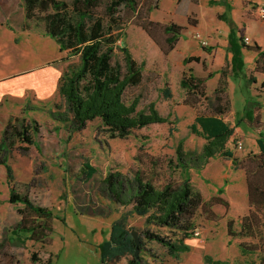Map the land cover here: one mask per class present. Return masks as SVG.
Listing matches in <instances>:
<instances>
[{
    "label": "rangeland",
    "instance_id": "obj_1",
    "mask_svg": "<svg viewBox=\"0 0 264 264\" xmlns=\"http://www.w3.org/2000/svg\"><path fill=\"white\" fill-rule=\"evenodd\" d=\"M215 1L212 5L209 0H198V4L193 0H138L139 13L121 9L124 29L116 44L113 64L125 72L121 50L125 47L143 71L140 84L126 89L124 102L130 105L138 99L139 111H146L154 103L162 116L169 117V122L134 130L126 138H112L100 120L88 122L82 129L71 122L59 94L61 77L69 70V63L62 61L67 54L46 34L42 21L26 18L23 0H0V152L12 168L17 192L52 209L57 217L49 243L29 240L25 247H12L9 241L19 223L18 209L22 206L9 203V184L0 178V264H13L15 259L21 264H32L33 252L41 258L35 264H42L50 256L52 264H101L99 246L110 238L112 225L118 221L129 232H138L142 264H208L209 259L222 264L261 263L263 252L244 254L241 245H264V232L261 240L238 233L242 218L251 208L244 161L248 155L260 152V133L264 138V75L256 71V53L249 49L242 51L244 70L238 77L233 75L230 24L218 19L220 12L230 9V4ZM258 5L250 8L249 16L254 13V18L244 37L253 38L259 21H264L257 14ZM242 9L235 0L229 16L237 23L241 21ZM149 20L157 25L149 26ZM170 23L184 28L171 51L164 31ZM197 33L202 34L207 45L202 44ZM193 56L200 57V62L184 65V60ZM189 68L200 78L212 75L206 83L205 97L181 87L183 74ZM53 74L59 76L51 84L23 91L19 87ZM166 88L171 91V98L164 96ZM216 91L223 95L222 107L228 106L222 117L235 128L225 147L237 159V166L220 154L205 161L202 153L207 141L191 130L197 116L215 113L220 105ZM246 108H255V114H261L259 129L252 127L256 122L245 118ZM23 127L33 144L23 143L17 136L25 131ZM181 142L190 163L187 168L176 161ZM85 164L97 169L91 179L83 171ZM117 173L126 188L137 173L159 189L166 184L179 186L188 179L205 203L194 218L189 237L182 241L183 234L178 230L157 226L149 223L147 216L138 215L128 192L124 194L126 204H118L106 184L107 176H118ZM230 220L234 222L235 236L228 232ZM195 232L200 236H195ZM151 235L181 250L172 253ZM130 258L110 264H129Z\"/></svg>",
    "mask_w": 264,
    "mask_h": 264
},
{
    "label": "trees",
    "instance_id": "obj_2",
    "mask_svg": "<svg viewBox=\"0 0 264 264\" xmlns=\"http://www.w3.org/2000/svg\"><path fill=\"white\" fill-rule=\"evenodd\" d=\"M193 1L197 3L198 0ZM209 1L212 5L216 3L214 0ZM23 3L26 18L42 21L46 34L56 41L61 52L67 54L62 61L69 63V70L61 77L59 94L64 99L71 122L76 127L82 129L88 122L100 120L112 138H126L134 130L169 122V117L162 116L154 103H150L146 111H139L138 99L130 105L124 102L126 89L139 85L143 77L142 67L133 58L129 49L125 47L121 49L124 53V73L120 66L113 64L116 44L121 39L124 29L120 11L125 8L133 14L139 13L138 0H23ZM218 18L230 24L228 39L229 51L232 53L230 66L233 75L238 77L244 70L243 49L257 53L255 69L264 75V49L256 43L253 46L247 45L244 41V28L235 27L226 14L219 15ZM188 22L191 21L188 19ZM148 25L156 26L157 23L149 20ZM183 29L176 23L164 26L169 51L173 50L179 42ZM146 32L150 35L148 29ZM192 61L200 62V57H188L184 60V65L187 66ZM210 78L212 75L205 78L197 77L193 69L189 68L184 72L180 85L188 92L205 97L206 83ZM261 87L264 89V79ZM164 96L172 97L168 88L164 90ZM216 99L220 105L215 108V113L197 116L191 130L207 141L202 153L205 161L220 154L231 159L237 166V159L225 147L228 140L235 134V128L222 117L227 112L228 106L222 107L223 95L218 91H216ZM245 110V118L250 122H256L257 125L252 127L259 129L257 127L261 126V114L256 115L255 108ZM9 128L10 123L6 131ZM23 128L25 131L16 133L17 136H21L23 143L33 144L27 129ZM35 130L38 131V128ZM257 143L260 152L248 155L244 161L248 201L251 208L242 218L238 235L259 237L261 240L264 232V138L262 133ZM176 155V161L180 167L190 166L183 152L182 142L178 146ZM195 167L200 168L199 165ZM83 171L87 179H91L97 173V169L89 164L84 165ZM119 175L109 174L106 178L109 191L118 204H126L124 194L128 192L129 200L138 215L147 216L149 223L178 230L183 234L182 241L189 237L194 227V218L205 203L202 195L193 190L188 179L179 186L166 184L159 189L137 173L134 182L126 188ZM0 178L9 184V203L22 206L18 209L20 220L13 231L10 245L22 248L29 240L42 244L49 243L48 237L53 231V220L57 217L52 209L35 204L28 194L22 195L17 192L13 185L12 168L1 152ZM219 202L224 203L222 199H219ZM233 223V220L228 222V232L231 236L236 235L233 231ZM150 237L167 245L172 253L181 250L159 236L151 235ZM241 246L244 254L263 252L260 264H264L263 244ZM99 248L101 264L116 263L129 256H131L129 264H142V259L135 256V242L131 232L121 221L112 225L110 238ZM31 260L32 264H35L40 262L41 258L38 257L37 252H33ZM52 262L53 256H50L42 264H52ZM13 264L21 263L15 259ZM208 264H222V262L209 259Z\"/></svg>",
    "mask_w": 264,
    "mask_h": 264
},
{
    "label": "crops",
    "instance_id": "obj_3",
    "mask_svg": "<svg viewBox=\"0 0 264 264\" xmlns=\"http://www.w3.org/2000/svg\"><path fill=\"white\" fill-rule=\"evenodd\" d=\"M224 1L225 2L227 1L230 4V9L226 8L224 11L220 12L219 15L226 14L229 17V19L232 20V22L234 23V26L237 28H241V27L244 28L245 33H248V29H249V27H251L249 25L250 21L254 18V13H252L251 17L249 16L250 11H251L250 8L252 6H254L255 4H259V5L264 4V0H237V2L243 8L241 11H239V15L241 13V15L239 16L241 21H240V23H237L233 20V18H231V16H229V13L233 12L232 6H233V2L235 0H224ZM198 3H200V2H198ZM259 22L260 23L258 24V27H257L255 33H253V36H252L253 38H250V39H251L252 43H256L257 45H259L260 47H262L264 49V21H259ZM255 57L257 58V53H256ZM256 58H255V60H256ZM58 76H59V74H55V75L53 74V76L49 75V76H45L42 78L41 77L34 78L30 82L26 83V85H24V86L21 85L19 87L21 88V91H23L26 89H31L35 85H43V84L48 85V84H51L54 81V78H56ZM263 79H264V76H263Z\"/></svg>",
    "mask_w": 264,
    "mask_h": 264
},
{
    "label": "built area",
    "instance_id": "obj_4",
    "mask_svg": "<svg viewBox=\"0 0 264 264\" xmlns=\"http://www.w3.org/2000/svg\"><path fill=\"white\" fill-rule=\"evenodd\" d=\"M257 14H258V16L261 19H264V4L258 5V7H257ZM196 36H197L198 39H200L202 41V44H204V45H207L208 44L207 40L206 39H203V36H202L201 33H197ZM244 41H245V43L247 45H251L252 44V41H251V39L249 37H245L244 38ZM239 145L242 146V143L240 142ZM195 236H197V237L200 236V233L199 232H195Z\"/></svg>",
    "mask_w": 264,
    "mask_h": 264
},
{
    "label": "water",
    "instance_id": "obj_5",
    "mask_svg": "<svg viewBox=\"0 0 264 264\" xmlns=\"http://www.w3.org/2000/svg\"><path fill=\"white\" fill-rule=\"evenodd\" d=\"M131 235H132L133 240L135 242V256L137 258H139V256H138V254H139V240H138V237H137L138 232L134 230V231L131 232Z\"/></svg>",
    "mask_w": 264,
    "mask_h": 264
}]
</instances>
